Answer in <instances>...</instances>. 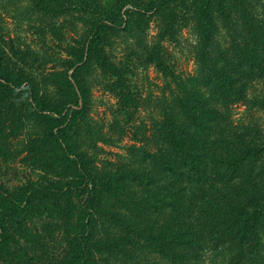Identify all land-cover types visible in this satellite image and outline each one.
Here are the masks:
<instances>
[{"label": "rangeland", "instance_id": "1", "mask_svg": "<svg viewBox=\"0 0 264 264\" xmlns=\"http://www.w3.org/2000/svg\"><path fill=\"white\" fill-rule=\"evenodd\" d=\"M201 1L0 0V81L23 79L46 107L0 92V191L34 182L63 192L55 212V195L24 211L33 239L6 223L0 264H60L74 225L98 242L96 264H240L221 243L173 240L214 232L220 241L211 222L221 210L264 203V0H210L206 57ZM217 71L233 89L221 91ZM166 116L204 155L197 172L169 144ZM246 148L257 161L231 170L223 159ZM251 244L241 264H264V221Z\"/></svg>", "mask_w": 264, "mask_h": 264}, {"label": "trees", "instance_id": "2", "mask_svg": "<svg viewBox=\"0 0 264 264\" xmlns=\"http://www.w3.org/2000/svg\"><path fill=\"white\" fill-rule=\"evenodd\" d=\"M36 1H38L37 3L40 5V7L45 8L41 0ZM216 1L217 4L222 7V0ZM209 5L210 0H202L199 7V18L202 25V39L200 42L201 46L199 51L202 57L207 56L206 50L209 48L213 39L212 29L214 23L212 22L211 16L209 14ZM222 14L223 17L226 16V13L223 9ZM216 74L218 79L217 85L221 91H224V89L225 91L233 89L235 85V80L233 78L228 77L224 71H217ZM171 76L175 81L174 74H171ZM15 89H18V91L24 95L27 101L28 99H32L36 106L39 107V110L43 111L46 109V107L43 106L42 102L39 100L38 92L35 91L32 86L25 83L23 79L18 78L15 80H7L5 83L0 81L1 93L11 94L15 91ZM121 101L125 106H136L133 98L128 93H123L121 95ZM179 103L181 111L185 114V116L190 115L192 112V110H190V102L187 99H180ZM63 111V108L56 110L58 115H61ZM75 111L76 110H72L71 112ZM166 127L168 129L167 140L169 144L173 147L175 152H178L183 156V163L181 164L187 165L188 172L191 174L201 169V165H203L204 161V155L192 154L190 152L189 148L185 145L188 144V138L185 136L186 130H184L177 123L171 122L170 118L167 116ZM192 135L193 133L191 136ZM259 150H261V148H259L257 152ZM252 152V148H246L244 150L243 157H236L233 160L223 159V161L227 164V166L231 167V170H237L244 162V158L249 157L248 160L251 164L257 161V158ZM97 181L100 182V180ZM62 193L63 192L61 190L55 188L54 186L37 184L34 182L23 184L20 187V190L16 193L0 191V249H7L6 247L10 239L6 224L8 221L9 223H12L13 228L16 229L17 235H20L21 238L26 240L30 238L33 239L35 235L31 234L30 228L26 226L27 220L25 219L24 211H28L27 214H30L33 210V205L37 200L44 197H50V195H55L54 198H52L53 202L51 205V210L55 212V206L57 205L55 199L57 197L59 199V195ZM92 199L93 198L90 200ZM70 212V208L65 209L66 214L70 215ZM65 219H68V216H66ZM262 221H264V203L255 200L251 208L248 206H235L228 212L223 210L220 211V214L216 216V219L211 222L213 228L222 225L220 241H218V236L214 232H211L208 235L197 234V236H194V234V237L192 236L193 238L188 234L187 240L184 241L179 240L177 238V234H175V238L173 240L179 244H185L188 246L197 244L198 242L196 240H199L209 248L213 246L216 247L219 245V243H221V252L227 254L228 256L230 255V259H232L234 256L235 260L241 264L243 258L247 256L248 248L252 246V237L258 235ZM77 227V225H74L71 229L74 232L76 231L75 237L68 241L67 249L63 254V258L60 260V264H96L92 258L91 250L93 249V245L97 244L98 242L91 237L89 232H79ZM145 238L154 246L157 251L165 252L167 250L165 244L155 239V234L148 233ZM29 261L33 262L34 259L31 258L24 264H29Z\"/></svg>", "mask_w": 264, "mask_h": 264}]
</instances>
